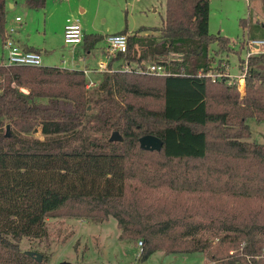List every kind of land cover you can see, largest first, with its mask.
Instances as JSON below:
<instances>
[{"label":"trees","instance_id":"1","mask_svg":"<svg viewBox=\"0 0 264 264\" xmlns=\"http://www.w3.org/2000/svg\"><path fill=\"white\" fill-rule=\"evenodd\" d=\"M24 2L41 8L46 0ZM6 8L0 0L1 39ZM208 19L209 0H165L162 24L129 33L107 66L146 60L169 73L106 71L95 99L80 68L0 62V264H47L20 240L45 237L48 217L109 215L120 238L141 239L143 259L162 249L264 264V143L250 140L246 122L264 120V52L240 59L242 93L238 78L214 63L211 44L234 47L209 32ZM240 21L249 38L264 37V22ZM100 38L83 32L84 50ZM215 71L222 74L207 75ZM91 101L99 104L88 112ZM38 127L43 137L28 134ZM114 129L121 139L94 133ZM145 133L162 147H141Z\"/></svg>","mask_w":264,"mask_h":264},{"label":"rangeland","instance_id":"2","mask_svg":"<svg viewBox=\"0 0 264 264\" xmlns=\"http://www.w3.org/2000/svg\"><path fill=\"white\" fill-rule=\"evenodd\" d=\"M17 13L22 18L20 23L22 35L30 33L31 40L45 48L42 50L44 65L71 67L79 64L78 68L86 66L90 69L99 67V63L107 59L106 34L124 28L135 31L141 26L161 25L165 13V0H48L46 9L31 8L23 4L17 9ZM67 17L78 18L85 33L97 32L102 38L88 50H84L83 41L75 45L66 44L63 39V25ZM241 18L247 19L253 25L264 19L261 1L209 0V32L228 36L230 45L234 47L233 51H227L223 48L218 49L215 43L211 44L212 49H217L216 52L212 51L214 63L220 60L223 71L231 77L238 78V86L243 93L245 66L240 59L246 56V38L249 34L248 28L241 23ZM257 27L251 26V30ZM1 49L0 42V56ZM70 50L72 55L69 54ZM2 51L5 56L6 51L4 49ZM2 61L6 62L5 57ZM92 72L91 75L96 77V84L87 89L88 95L95 99L97 92L93 91L104 72ZM219 72L215 71L213 75L220 76ZM98 104L99 101H91L87 111H95ZM246 122L252 131L250 140L264 143V120L250 116ZM94 133L110 136L112 130ZM28 134L43 137L39 127ZM155 191L161 193V189ZM47 228L48 234L45 237L24 236L20 240V248L23 251L39 252L47 264H60L65 260L80 264H229L212 260L205 251L168 253L158 249L143 259L141 239L120 238L121 228L112 215L104 220L51 216L47 218ZM212 232L207 228L200 231L201 234L209 236L208 238H211ZM212 240L216 241L217 237Z\"/></svg>","mask_w":264,"mask_h":264},{"label":"built area","instance_id":"3","mask_svg":"<svg viewBox=\"0 0 264 264\" xmlns=\"http://www.w3.org/2000/svg\"><path fill=\"white\" fill-rule=\"evenodd\" d=\"M16 16V19H19ZM13 30L12 27L6 29V36L2 39V48L6 51L4 64L13 65H42V54L40 51L25 49L20 45L10 34ZM83 38V29L78 18L67 17L64 25L63 39L66 43L76 44L80 43ZM107 41L106 51L108 57L115 55L117 51H125L128 44V34L121 32H113L105 35ZM256 52H264V37H252L247 39V51L245 59L248 55ZM86 77V87H90L96 84V81L90 76L93 69L87 67L81 68ZM99 72L106 71H136L140 73H156V74H168L164 67L154 61L142 60L139 63H124L120 66H113L109 68L107 61L99 63V67L96 69ZM219 75L222 72L218 73ZM207 75H213L208 72ZM142 241L140 240V243Z\"/></svg>","mask_w":264,"mask_h":264},{"label":"crops","instance_id":"4","mask_svg":"<svg viewBox=\"0 0 264 264\" xmlns=\"http://www.w3.org/2000/svg\"><path fill=\"white\" fill-rule=\"evenodd\" d=\"M47 2H48V0H46V3H45V5L42 8H45L46 9ZM23 4H26L24 2V0H7V8H6L7 22H6V28H8V27H12L13 28V30L10 32L11 36L20 45H22L23 47H33V48L39 49L40 53L42 54V64H43V51L42 50L45 49V48H42V46H39L38 44L34 43L33 40H31V38L29 37L30 33H28L26 35H22V33L20 31V28H21V24L20 23H21L22 18L17 13V9L20 6H22ZM27 6H29V5H27ZM29 7H31V6H29ZM31 8H34V7H31ZM154 9H155V7H153V10ZM81 10H84V8H81ZM16 16H19L20 18L19 19H16ZM259 22H264V19L259 20ZM64 25H63V27H64ZM83 32H84V30H83ZM132 32H133L132 30H128L127 34L132 33ZM142 33H146V31H143ZM248 38L249 37L247 36L246 41H247ZM0 42H1V45H2V39H1V37H0ZM66 44H71V43H66ZM76 44H78V43H76ZM73 45H75V44H73ZM2 49H1L2 54L0 56V62H2V59L5 57L4 54H3ZM69 54L72 55V50L69 51ZM107 57H108V53H107ZM106 61H107V59H106ZM122 64H123V61L117 60V61H115L114 66H120ZM78 66H79V64H77L76 66H74V65L71 66V67L69 66L67 68H78ZM97 68L95 67V68H90V69H93L94 72H92V73H98L99 71L96 70ZM90 76L93 77L94 80L96 79L95 75H91V73H90Z\"/></svg>","mask_w":264,"mask_h":264},{"label":"water","instance_id":"5","mask_svg":"<svg viewBox=\"0 0 264 264\" xmlns=\"http://www.w3.org/2000/svg\"><path fill=\"white\" fill-rule=\"evenodd\" d=\"M6 134H9V124L6 125ZM110 141L113 140H119L121 139V135L118 130L114 129L112 130L111 135L108 138ZM139 144L141 147L145 149H156L159 150L162 147L163 140L158 135H155L153 133H145L139 136ZM28 255H33L36 257L38 261L41 260V254L39 252L33 251V250H26L24 251ZM60 264H72L70 261H62Z\"/></svg>","mask_w":264,"mask_h":264}]
</instances>
